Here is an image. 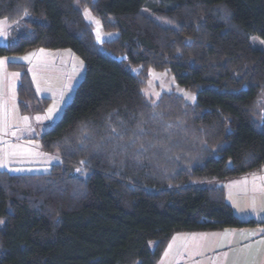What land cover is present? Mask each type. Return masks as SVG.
<instances>
[{"label":"trees","instance_id":"16d2710c","mask_svg":"<svg viewBox=\"0 0 264 264\" xmlns=\"http://www.w3.org/2000/svg\"><path fill=\"white\" fill-rule=\"evenodd\" d=\"M85 7L117 36L97 40ZM0 18V56L70 48L85 68L41 136L60 161L0 169V264H161L177 232L258 223L217 182L264 162V0H0ZM130 64L170 70L196 102H151ZM8 67L21 112L40 110L26 64Z\"/></svg>","mask_w":264,"mask_h":264},{"label":"rangeland","instance_id":"374dc122","mask_svg":"<svg viewBox=\"0 0 264 264\" xmlns=\"http://www.w3.org/2000/svg\"><path fill=\"white\" fill-rule=\"evenodd\" d=\"M83 15L94 28L97 40H109L117 36V31L103 30L100 20L90 12L88 7L83 8ZM0 21L3 22L0 23V43H5L8 40V29L12 23L5 18H0ZM250 40L254 46H261V40L257 36L251 35ZM6 57H9L10 61H22L26 64L32 79L31 81L40 98L36 106L42 108L26 113L21 112L17 102V93L15 97L12 95L14 111L8 108L10 110L8 111V117L9 120L16 119L19 124L17 127L13 126L15 128H13L12 136L23 133L24 135H34V137L26 140L24 143L22 139L17 142L14 141V138L11 143L5 142L2 149L4 147L8 149V145H10L16 146L17 151L10 154L7 153L6 155H3V153L0 154V162L6 165V167L2 168H7L11 173L26 171H30L31 173L48 172L54 163L60 161V155L57 152H45L41 146V136L49 126L59 119L65 105L71 100L75 86L84 75V62L70 48L50 49L37 47L22 54L2 56L4 59ZM129 67L133 73L139 72L146 74L142 92L151 102L155 103L163 94L169 93L180 96L187 103L194 104L196 102V93L180 85L170 70L156 69L142 64H130ZM11 70L20 76L18 69ZM6 95L7 93H2L0 86V97L3 98ZM49 108H53L51 113L48 112ZM24 117L28 119L24 120ZM37 117H40V119H37ZM263 163L258 170L252 171L247 175L234 178L233 180H220L217 182L218 185L225 186V198L240 219L245 216H253L258 220L264 219ZM212 182L205 179L203 184H211ZM251 183H254V186ZM241 228L246 229L241 230L240 227H225L223 228L225 230L219 229L223 231V235L220 236L222 244L227 243L232 238L228 242L229 244H226L227 249L223 254L225 255L224 262L226 264H235L237 261H240L241 255L248 256L247 253H249V250L247 248L250 246L249 242L252 235L254 233H262L261 230L255 229V227L247 226ZM177 233H186V231ZM250 233L252 235L249 237ZM180 241L184 245L188 244L187 237H182ZM155 243V240H150L149 245L153 247ZM173 253L174 247H172L167 257L168 262L172 260ZM212 257L209 254L193 261L195 264H204V262H209ZM220 258L221 256L216 255L210 263L217 264V260ZM162 262L163 260L161 259V264ZM181 264H189V261L186 260Z\"/></svg>","mask_w":264,"mask_h":264},{"label":"crops","instance_id":"0c3cea01","mask_svg":"<svg viewBox=\"0 0 264 264\" xmlns=\"http://www.w3.org/2000/svg\"><path fill=\"white\" fill-rule=\"evenodd\" d=\"M5 56V55H4ZM10 61L9 57H6L5 59L0 56V86L2 88V93H7L6 96L3 98L0 97V154L3 153V155L7 153H14L16 152V146H10L4 147V143H11L14 141H20L24 143L26 140H30V138L34 137L30 135H24L22 134H16L12 136L13 132V126H19L16 119L9 120L8 117V111L9 109H13L14 111V105H13V98L12 95L15 97L17 93V87L20 80V76L18 73H14L9 67L8 62ZM18 74V75H14ZM15 81V82H14ZM9 108V109H8ZM5 113V118H4ZM264 166V163L262 167ZM0 169L7 170V168ZM10 172V171H9ZM21 173H31L30 171L21 172ZM250 175V174H249ZM233 180V179H230ZM254 186V183H251ZM224 187V185H221ZM226 194V190H225ZM227 201V200H226ZM230 204V203H229ZM249 218H253L256 221H258L257 224L254 226L249 227H255V229L261 230V234L252 233L249 234V237L252 235V238L249 242V247L247 250H249L248 256H242L240 261H237L235 264H264V224H260V221H264V219H256L253 216H245L242 217V220H247ZM247 227V226H246ZM223 229V228H221ZM241 230H245L246 228H241ZM254 229V228H252ZM214 230V231H212ZM212 230H197V231H186V233H175L172 239L170 240L169 244L167 245L163 257H162V264H181L184 261H189V264H195L193 260H197L198 258H201L205 255L211 254L213 257L216 255L221 256L219 260H217V264H226L224 262L225 255L224 252L227 249L226 244H229L232 240L230 238L227 243H221L220 236L223 235L222 230L212 229ZM225 230V229H223ZM232 230V229H231ZM183 234V235H182ZM182 237L188 238V244L184 245L180 239ZM242 242V241H240ZM172 247H174V253L173 258L170 262L167 261V257L172 250ZM166 254V255H165ZM213 257L210 259V261L213 259ZM209 262H204V264H213Z\"/></svg>","mask_w":264,"mask_h":264},{"label":"snow or ice","instance_id":"6c2138e0","mask_svg":"<svg viewBox=\"0 0 264 264\" xmlns=\"http://www.w3.org/2000/svg\"><path fill=\"white\" fill-rule=\"evenodd\" d=\"M0 23H3L2 21H0ZM261 43H264V41H262ZM25 59H27V57H25ZM14 75H18V74H14ZM53 111V108H49L48 109V112L51 113ZM24 120H27L28 118L27 117H24L23 118ZM37 119H40V117H37ZM83 163V161L81 162ZM0 167H6L5 164H3L2 162H0ZM77 171H79V169H77Z\"/></svg>","mask_w":264,"mask_h":264}]
</instances>
